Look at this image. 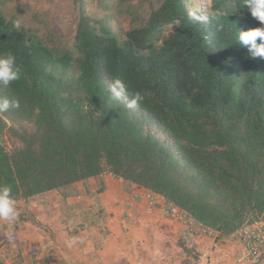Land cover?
<instances>
[{"label": "trees", "instance_id": "1", "mask_svg": "<svg viewBox=\"0 0 264 264\" xmlns=\"http://www.w3.org/2000/svg\"><path fill=\"white\" fill-rule=\"evenodd\" d=\"M65 1L69 43L30 32L24 11L0 0V55L12 51L20 69L18 81L0 84V97L20 101L0 113V181L13 186L19 211L10 231L34 225L29 211L47 195L69 209L74 189L105 175L162 198L168 214L177 207L214 243L264 222V59L235 40L260 26L243 0ZM116 78L143 103L111 99ZM254 233L250 257L262 246ZM184 253L196 264L203 257L192 246Z\"/></svg>", "mask_w": 264, "mask_h": 264}, {"label": "crops", "instance_id": "2", "mask_svg": "<svg viewBox=\"0 0 264 264\" xmlns=\"http://www.w3.org/2000/svg\"><path fill=\"white\" fill-rule=\"evenodd\" d=\"M89 185L95 190L88 189ZM101 186L103 192L98 194ZM85 187H81L82 199L72 196L67 200L69 209L75 211L81 203L87 205L82 217L75 213L78 222L71 224L72 228L60 216L53 222V239L63 256L56 264H196L184 253L187 246L203 254L197 264H214L218 259L214 254L217 246L198 244L199 237L172 220L162 198L151 192L110 175L89 179ZM61 206L62 202L54 212ZM71 236L79 237L81 243L68 248L65 240Z\"/></svg>", "mask_w": 264, "mask_h": 264}, {"label": "rangeland", "instance_id": "3", "mask_svg": "<svg viewBox=\"0 0 264 264\" xmlns=\"http://www.w3.org/2000/svg\"><path fill=\"white\" fill-rule=\"evenodd\" d=\"M5 6L9 12L22 9L24 11L22 13L23 26L42 39L55 35L67 43L71 41L74 24L69 3L65 0H7ZM88 10L91 14L99 13L93 7ZM7 19H10V17ZM122 28L126 30L128 25L123 23ZM7 148L9 149L8 144ZM94 186L96 188V184ZM94 186L92 185L91 189L89 185L88 189L94 191ZM73 193L76 199H82L85 196L81 186L74 189ZM91 194H95V192ZM78 196L79 198H77ZM61 202L58 194L51 193L47 195L44 204L37 205L33 210L29 211V216L33 219L34 225L20 222L19 226L12 232L14 234L13 242L8 240V233L11 230L9 225L7 222L0 220V232L4 231L3 234L6 235V242L0 249V253L4 257V264H31L29 258L21 260V257H28L30 253L36 254L37 264H56L59 259H63L60 251L56 248L58 242L53 239V234L56 232V224L53 222L60 216L63 218L62 221L70 224L69 227L72 228L71 224H74L75 221L78 222L75 213L82 217L81 214L85 213L87 205L81 203L76 211L61 206L59 212H54ZM37 222L49 230L38 227ZM254 228H244V230L248 231L250 238L253 236V230L255 231L254 234L259 233L262 246L253 257L249 256L246 246L248 240L246 239L245 241L240 236L230 237L218 243L213 242V236L210 234L201 233V236L198 235L196 237H199L198 244L201 243L204 248L208 247L210 243H214V246H217L218 250L214 254H216L215 256L218 259L214 264H264V222H259L256 226L254 225Z\"/></svg>", "mask_w": 264, "mask_h": 264}, {"label": "clouds", "instance_id": "4", "mask_svg": "<svg viewBox=\"0 0 264 264\" xmlns=\"http://www.w3.org/2000/svg\"><path fill=\"white\" fill-rule=\"evenodd\" d=\"M243 8H246L250 12L251 17L258 21L260 26L249 30H237L235 33V40L238 44L247 48L251 58L264 59V0H243ZM188 16L197 22H207L208 20L207 16L197 15L194 11H190ZM20 28L21 21L14 20L12 23V30L18 31ZM257 41H259V43ZM16 59V55L12 51L0 55V84L9 86L20 79V69L16 64ZM191 76L198 78L196 71H193ZM109 90L111 99L113 100H121L130 97V99L127 100V107L130 109L137 108L144 101V95L140 91L129 92L126 84L118 78L111 82ZM19 105L20 101L18 99L9 100L7 97H0V113H5L10 108H18ZM16 205L17 200L13 192V186L7 182L0 181V220L8 223L16 221L19 216ZM181 224L185 225L184 223ZM191 226L195 228L199 227L194 225ZM185 227L192 236L201 234L199 232L194 233L190 231L186 225ZM8 240L9 242L14 241V234L11 231L8 233ZM78 243H81V241L77 236H71L65 240V245L68 248H72Z\"/></svg>", "mask_w": 264, "mask_h": 264}, {"label": "built area", "instance_id": "5", "mask_svg": "<svg viewBox=\"0 0 264 264\" xmlns=\"http://www.w3.org/2000/svg\"><path fill=\"white\" fill-rule=\"evenodd\" d=\"M169 215L171 216L172 219H174L175 221L177 222H180V223H184V217H185V213L183 211H181L180 209H178L177 207H171L170 208V211H169ZM190 231H193L194 233L195 232H199V233H203V234H212L211 231H208V230H204L202 228H195L193 226L189 225L187 226ZM255 229V228H253ZM239 236L246 241V239L248 240L249 239V236H248V231L247 230H242L239 232ZM256 238L258 239L259 238V233H257L256 235ZM251 247H255V246H251ZM250 247V248H251ZM252 250V249H251ZM253 255H256L257 253L253 251L252 253Z\"/></svg>", "mask_w": 264, "mask_h": 264}]
</instances>
